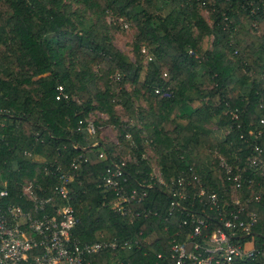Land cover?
I'll list each match as a JSON object with an SVG mask.
<instances>
[{
  "label": "trees",
  "instance_id": "1",
  "mask_svg": "<svg viewBox=\"0 0 264 264\" xmlns=\"http://www.w3.org/2000/svg\"><path fill=\"white\" fill-rule=\"evenodd\" d=\"M123 24L135 30L132 58L113 43V30ZM60 84L67 97L57 99ZM94 110L108 118H97L91 135L86 124ZM103 122L117 129L119 143L98 138ZM145 145L158 156L165 181L192 178L189 196H206L197 194L194 175L206 191L226 197L238 170L251 178L241 196L260 192L248 204L259 221L250 235L233 240L264 249V169L247 164L256 147L264 160V0H0V189L7 202L30 204L23 197L27 183L52 195L68 172L73 239L138 241L92 253V264H167L158 254L191 226L178 224V212L164 219L171 194L144 156ZM117 164L121 192L133 196L127 214L110 205L117 190L101 184ZM184 203L205 212L206 234L217 226L213 210L196 199ZM234 263L264 264V257Z\"/></svg>",
  "mask_w": 264,
  "mask_h": 264
},
{
  "label": "built area",
  "instance_id": "2",
  "mask_svg": "<svg viewBox=\"0 0 264 264\" xmlns=\"http://www.w3.org/2000/svg\"><path fill=\"white\" fill-rule=\"evenodd\" d=\"M258 7L255 6L252 13L256 12ZM62 97H67V94L60 84L56 98ZM260 121L263 122L262 119ZM86 131L91 135L96 133L94 123L89 119ZM99 157L104 158L103 151L99 153ZM79 161L77 158L72 160L73 169L78 168ZM247 161L248 168L252 170L264 169L259 147H256V151ZM121 164H124V161ZM224 165L227 172H231V166L226 163ZM155 176H158V181L171 194L164 219L167 220L178 212L181 215L178 224L183 227L191 226L184 239H171L164 256L158 254L167 264H231L236 257H264V249L254 248L251 240L243 245L233 240L235 234L250 235L259 221L258 213L249 209L248 204L252 200L259 201L260 192L255 196H241L242 183L246 182V188H250L253 182L251 178H244L238 170L231 177L234 190L238 193L226 197L206 191L196 175L193 179L198 183L197 194L206 196L188 195V186L193 187L192 178L180 175L165 181L160 173H155ZM121 178L122 170L117 164L113 169H107V175H104L101 184L117 190L119 194L110 201V205L116 212L127 214L132 212L129 202L133 196H126L121 192ZM71 179V174L62 172L52 195H39L33 190L31 183H27L23 188V197L30 202L27 205L7 202V190L0 189V264H92L88 258L92 253L124 249L138 243L137 240H98L81 243L73 239L71 231L76 224V217L69 195ZM194 199L203 209L207 207L218 216V224L209 234L204 232L209 225L205 212L190 209L184 203L191 200L190 204H194Z\"/></svg>",
  "mask_w": 264,
  "mask_h": 264
},
{
  "label": "rangeland",
  "instance_id": "3",
  "mask_svg": "<svg viewBox=\"0 0 264 264\" xmlns=\"http://www.w3.org/2000/svg\"><path fill=\"white\" fill-rule=\"evenodd\" d=\"M166 11V8L162 9V13H164ZM201 13L202 15L206 18V20L209 21V15L207 13V9L206 8H201ZM109 20V18H108ZM135 35V30L132 26L130 25H119V27H117L116 29L113 30V43L119 48L121 49L123 52H125L129 57L132 58V40L133 37ZM211 41H212V37L211 36H207L204 39L203 45L204 47H210L211 45ZM126 86L128 88L131 87V85L127 82ZM139 100L136 101V104H138ZM116 112L118 114V116L121 118V120L123 121H128V117L127 114H124V108L121 104H116ZM97 118H101L102 120H106L108 118L107 114H105L104 112H100L98 110H94L93 112L90 113L89 116V120H91L93 123L95 122V120ZM130 122H132V120H129ZM102 125H100L99 127V131H98V138L100 140H102L104 143H114L117 144L119 143L118 141V133H117V129L110 123H101ZM95 126V125H94ZM212 128L214 127V125L211 126ZM129 138V137H128ZM147 144V142H146ZM119 148H121L119 146ZM152 148L150 147V145H145L144 146V156L149 157L150 162L153 166V171L154 174H158L159 170H158V156L151 150ZM132 157V154L130 153H126L125 155H122V158L125 159H129ZM121 158V159H122ZM158 177V176H157ZM3 181V180H2ZM0 180V182H2ZM233 196L235 194H237L238 192L233 190ZM118 264V263H116Z\"/></svg>",
  "mask_w": 264,
  "mask_h": 264
},
{
  "label": "water",
  "instance_id": "4",
  "mask_svg": "<svg viewBox=\"0 0 264 264\" xmlns=\"http://www.w3.org/2000/svg\"><path fill=\"white\" fill-rule=\"evenodd\" d=\"M247 236V235H246Z\"/></svg>",
  "mask_w": 264,
  "mask_h": 264
}]
</instances>
